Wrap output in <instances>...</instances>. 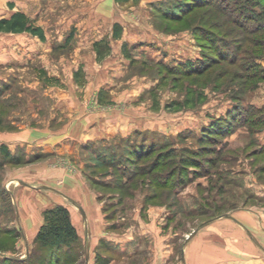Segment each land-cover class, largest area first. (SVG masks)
I'll return each mask as SVG.
<instances>
[{"label": "rangeland", "instance_id": "1", "mask_svg": "<svg viewBox=\"0 0 264 264\" xmlns=\"http://www.w3.org/2000/svg\"><path fill=\"white\" fill-rule=\"evenodd\" d=\"M229 1L228 9L239 13L238 0ZM184 2L192 7L195 1L0 0V18L24 12L45 32L44 41L29 33H0V133L58 129L72 118L73 103L94 99L100 110L127 115L131 130L82 145L77 163L61 160L52 167L84 172L91 188V179L104 187L120 174L101 158L114 155L122 170L126 164L133 167L127 156L132 144L174 151L177 167L182 159L196 165L189 168L190 181L181 175L188 182L175 198L168 190L147 192L138 184L129 188L128 197L124 190L93 187L98 209L88 215L76 201L58 196L51 207H67L80 236L67 264H207L208 220L231 216L240 207L264 208V78L245 80L243 61L229 66L219 54L222 44L227 49L241 45V52L260 55L264 71V33H246L207 5L193 6L180 22L166 17ZM117 24L120 39L113 36ZM98 42L102 57L95 49ZM206 63L216 66L207 72ZM185 69L206 70L184 76ZM243 79L250 82L247 88L235 89ZM2 159L0 264L4 257L31 256L33 264H56L35 238L24 239L9 185L2 184L7 168ZM171 167L162 172L174 171ZM154 193L156 201L146 199Z\"/></svg>", "mask_w": 264, "mask_h": 264}, {"label": "crops", "instance_id": "2", "mask_svg": "<svg viewBox=\"0 0 264 264\" xmlns=\"http://www.w3.org/2000/svg\"><path fill=\"white\" fill-rule=\"evenodd\" d=\"M91 101L90 104L73 103L72 118L58 129L24 127L17 132L0 133V146H6L12 156H25L23 164L6 165L2 182L9 185L11 204L25 232L24 239L36 237L44 221L43 212L59 202L58 196L76 201L88 215L98 209L97 193L85 181L84 172L73 174L67 169L52 167V163L61 160L71 165L77 163V151L82 145L89 146L131 130L123 112L100 110L99 102ZM114 116L117 119L112 122L110 117ZM261 208L240 207L231 216L207 221V264H264V208ZM160 210L163 213L165 209Z\"/></svg>", "mask_w": 264, "mask_h": 264}, {"label": "trees", "instance_id": "3", "mask_svg": "<svg viewBox=\"0 0 264 264\" xmlns=\"http://www.w3.org/2000/svg\"><path fill=\"white\" fill-rule=\"evenodd\" d=\"M119 4H127L129 2H139L140 0H115ZM193 6L201 5L198 7L202 8V5L211 6L221 12V14L225 15L228 19H230V23L233 25H236L237 27H240L243 29L246 33H264V0H238L239 3H236V8H240V12L237 14L234 13V10H230L229 6L232 5L229 0H218L217 5L213 4L215 0H194ZM232 1V0H231ZM235 1V0H234ZM190 3H180L174 8L173 12L166 13V17H170L172 21L180 22L186 14H190L192 12L189 5ZM181 10V12L177 13L176 11ZM237 19H236V18ZM121 27L117 24L114 26V32L113 36L115 39L121 38ZM0 33H29L33 36L38 37L42 41L45 40V32L42 27L35 26L31 20L28 18V16L24 12H15L11 15L9 18H2L0 19ZM240 46V47H239ZM238 48H230L227 49V46L222 44L221 50H219V54L222 57V61L226 62L229 66H239V62L243 61L242 69L245 72V80L251 79H262L264 78V71L263 68L259 65L258 60L260 58V55L252 53H245L241 52V45H239ZM123 47L126 48V44H123ZM95 49L97 50V53L99 57H102V51H101V43L98 42L95 44ZM207 64V63H206ZM205 64V65H206ZM216 64L208 65L207 64V72L214 68ZM206 69H185L183 70L184 76H193V75H202L205 73ZM179 71V70H178ZM77 78L79 76V73L75 75ZM237 77V76H236ZM239 79V77H237ZM244 79L240 83H236L233 85V87L237 90H241L242 88H247L248 84H250L249 81H246L244 83ZM238 85V87L236 86ZM236 86V87H235ZM231 87L230 89L232 90ZM233 88V89H234ZM187 104H192V101L187 100ZM236 120H238L236 118ZM223 130L221 133L226 131V126H222ZM231 127H233L231 125ZM214 133H220V132H214ZM220 133V134H221ZM128 143V142H127ZM132 150L128 153L129 160H131V163L133 167H129L128 164H126V169L122 170L123 163L116 160L115 156L112 155V157H107L106 155L103 156L100 160V162L112 169L119 170V176L118 177H112L110 181H106L104 187L103 181H94V179H91L93 182V187L96 189L105 188V189H114V190H120L121 192L124 190L127 191V193H123L126 195L125 197L131 196L132 192L130 193L129 188L132 186L134 187H146L148 190L147 192L155 189H164L168 190L171 195L175 198L178 194L177 189L184 188V184L190 181L192 179V176H189L191 172L189 171L190 167L196 166L193 163H188L185 159L180 160L178 167L177 164L174 163V151L169 152H161L158 151L157 147L155 145L150 146H144L142 144H132L131 145ZM173 152V153H172ZM115 154V153H113ZM171 156H170V155ZM0 157H2V165H20L25 163V156L24 155H17L12 156L9 154V151L6 146L2 145L0 146ZM133 157V158H132ZM148 163L145 167L138 168L139 163L143 160H148ZM5 161V162H4ZM173 162V163H172ZM135 163L136 166L134 165ZM174 165V167L169 171L168 173L162 172L164 167L168 165ZM1 166V165H0ZM134 168V169H133ZM175 168V169H174ZM121 169V170H120ZM161 169V170H160ZM160 170V171H159ZM179 174V175H178ZM185 174L187 179H184L181 175ZM177 175V176H176ZM147 178V179H146ZM138 184V185H137ZM101 185V186H100ZM95 189V190H96ZM134 189V188H133ZM157 196V193H154L152 195H147L146 199H148L150 202L156 201L155 197ZM125 197L121 196V202H125ZM166 202V200H164ZM177 202V201H176ZM108 216V215H107ZM43 218L44 223L40 227L34 243L37 245V247L41 248L42 250H45L49 254L48 261H54L56 264H62L63 259L65 260L63 263L67 264L71 257L68 256V254L74 250L75 246L78 245L80 242V236L78 234V231L76 227L74 226L72 220H71V214L67 207L63 205H56L54 207H50L46 209L43 212ZM7 234V233H6ZM8 235V234H7ZM19 235V234H17ZM16 236L14 237V239ZM16 240V239H15ZM34 257H30L27 260H17L14 261L10 258L4 257L3 261L5 263H11V261H14L13 264H33L32 260ZM98 262V260H97ZM73 263V262H72ZM102 264V263H101Z\"/></svg>", "mask_w": 264, "mask_h": 264}, {"label": "water", "instance_id": "4", "mask_svg": "<svg viewBox=\"0 0 264 264\" xmlns=\"http://www.w3.org/2000/svg\"><path fill=\"white\" fill-rule=\"evenodd\" d=\"M46 188H47V187H46ZM49 189H51V188H49ZM52 190H54V191H56V192H59V191H57V190H55V189H52ZM78 208L80 209V211L82 212L84 218L86 219V215H85V212H84L83 208H82L81 206H79V205H78ZM0 255L3 256V254H0ZM87 261H88V260H87Z\"/></svg>", "mask_w": 264, "mask_h": 264}]
</instances>
